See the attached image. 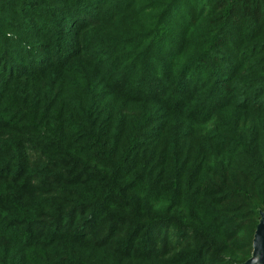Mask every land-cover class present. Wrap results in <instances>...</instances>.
Listing matches in <instances>:
<instances>
[{"label": "trees", "instance_id": "1", "mask_svg": "<svg viewBox=\"0 0 264 264\" xmlns=\"http://www.w3.org/2000/svg\"><path fill=\"white\" fill-rule=\"evenodd\" d=\"M264 210V0H0V264H240Z\"/></svg>", "mask_w": 264, "mask_h": 264}, {"label": "water", "instance_id": "2", "mask_svg": "<svg viewBox=\"0 0 264 264\" xmlns=\"http://www.w3.org/2000/svg\"><path fill=\"white\" fill-rule=\"evenodd\" d=\"M240 264H264V210H260L259 223L253 237L252 255Z\"/></svg>", "mask_w": 264, "mask_h": 264}]
</instances>
